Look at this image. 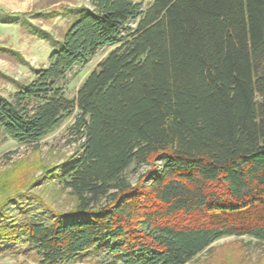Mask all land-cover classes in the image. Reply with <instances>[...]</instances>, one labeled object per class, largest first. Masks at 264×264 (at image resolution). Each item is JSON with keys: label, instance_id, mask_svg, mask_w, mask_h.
<instances>
[{"label": "trees", "instance_id": "1", "mask_svg": "<svg viewBox=\"0 0 264 264\" xmlns=\"http://www.w3.org/2000/svg\"><path fill=\"white\" fill-rule=\"evenodd\" d=\"M87 2L66 9L60 39L37 31L48 65L0 97V130L17 144L78 111L79 151L54 174L74 207L9 223L0 207V254L186 264L222 238L264 244V0ZM115 44L67 99L68 75ZM132 164L150 166L134 186Z\"/></svg>", "mask_w": 264, "mask_h": 264}, {"label": "rangeland", "instance_id": "2", "mask_svg": "<svg viewBox=\"0 0 264 264\" xmlns=\"http://www.w3.org/2000/svg\"><path fill=\"white\" fill-rule=\"evenodd\" d=\"M133 1L140 2L142 10L151 2ZM87 5V0H0L1 98L11 100L19 86L33 79L32 70L48 65L51 50L36 36L37 31H46L60 39L68 25L66 9ZM128 26L134 27L135 22ZM118 45L104 47L85 67L76 68L68 75L63 85L67 99L75 100L87 75ZM77 114L74 109L56 129L33 144H17L0 130V207L8 217L7 223L11 219L47 220L74 207V198L54 174L58 170L56 176H60L79 151L81 140L75 139L71 129ZM149 169V165L132 164L125 171V177L134 186L139 176ZM98 260L103 264L108 262L104 257ZM0 264L38 263L32 255L0 254ZM186 264H264V244L247 237L222 238Z\"/></svg>", "mask_w": 264, "mask_h": 264}]
</instances>
